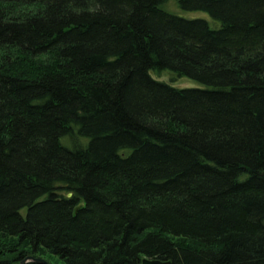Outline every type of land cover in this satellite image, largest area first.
I'll list each match as a JSON object with an SVG mask.
<instances>
[{"label":"trees","instance_id":"obj_1","mask_svg":"<svg viewBox=\"0 0 264 264\" xmlns=\"http://www.w3.org/2000/svg\"><path fill=\"white\" fill-rule=\"evenodd\" d=\"M167 1L0 0V264H264V0Z\"/></svg>","mask_w":264,"mask_h":264},{"label":"rangeland","instance_id":"obj_2","mask_svg":"<svg viewBox=\"0 0 264 264\" xmlns=\"http://www.w3.org/2000/svg\"><path fill=\"white\" fill-rule=\"evenodd\" d=\"M160 8L164 12L174 15V16L182 17L185 19H203V20L208 21L209 23L211 22L210 17L206 13L186 12V11L181 10L180 7L178 6L177 0H168L167 2L163 3L160 6ZM153 78L158 81L164 82L167 85L173 88H177V89H188V88L198 87L197 83L191 80H188V79H177V80L172 81L170 77L167 76V74H159L158 76L153 75ZM41 259H43L49 264H63L58 258L52 255H44L43 257H41Z\"/></svg>","mask_w":264,"mask_h":264},{"label":"water","instance_id":"obj_3","mask_svg":"<svg viewBox=\"0 0 264 264\" xmlns=\"http://www.w3.org/2000/svg\"><path fill=\"white\" fill-rule=\"evenodd\" d=\"M70 196H71V194H68V197H70ZM29 262H36V263H39V264H49L46 261H44L43 259H41V258H34V257H26L25 259H23L20 262V264H27ZM141 264H167V263H162V262H159V261H156V260L144 259Z\"/></svg>","mask_w":264,"mask_h":264}]
</instances>
